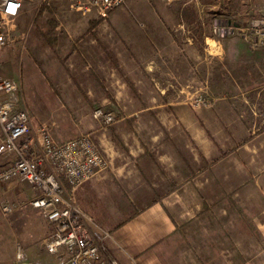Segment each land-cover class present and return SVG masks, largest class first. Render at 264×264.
Returning a JSON list of instances; mask_svg holds the SVG:
<instances>
[{
	"label": "rangeland",
	"instance_id": "rangeland-1",
	"mask_svg": "<svg viewBox=\"0 0 264 264\" xmlns=\"http://www.w3.org/2000/svg\"><path fill=\"white\" fill-rule=\"evenodd\" d=\"M260 13V0H181L174 3L129 0L102 16L95 11L85 14L78 11L74 0H25L16 21V40L3 49L0 74L23 82V97L27 107L29 104L34 122L47 123L57 140L92 133L109 161L107 169L100 174L105 177L104 193L116 198L121 210L110 213L103 208L109 215L108 222L113 223L128 214L122 210L124 203L131 200L126 194L124 179H131L129 183H140L133 170L128 169L133 168L134 136H140L145 147L148 145L142 136H156L158 132L162 135L161 142L173 143L169 133L163 130L162 120L166 122L167 119L159 112L163 111L162 104L170 102L174 94L178 93L175 102L192 109L211 104V89H207L205 81L206 48L213 64L210 88L212 86L219 94L236 91L237 85L230 88L229 78L237 74L238 69L235 62L229 61L231 53L219 57L217 46L235 47L244 38L242 28L248 27ZM228 24L236 29L228 30ZM216 26L221 27L220 32H215ZM205 34L211 37L208 43ZM190 41L199 52L195 59L197 66L193 63L191 83L189 79L181 82L169 77L164 74L166 68H154L153 74L148 75L145 70L148 64L168 62L165 50L173 52ZM260 70L262 77L264 54ZM182 73L188 75L189 69L182 68ZM84 74L87 80L96 79L97 82L81 83L79 78ZM163 77L174 82L166 83ZM166 85L169 87L162 93V87ZM98 108L113 111L116 122L103 125L94 117ZM147 108L149 110L141 111ZM134 111L139 112L127 116ZM119 125L131 126L128 138L121 137L117 131ZM156 139L150 138V141H156L154 145L158 148L161 144ZM153 153L147 150L145 155L155 158ZM185 153L187 157L183 158L192 159L187 150ZM187 166L189 176L193 178V165ZM169 179V174L162 171L157 179L147 182L152 186L156 182V187L164 190ZM16 184L14 189L0 187V205L6 199L22 204L6 216L0 209V264H14L15 239L26 246L22 234L36 239L45 228V217L30 204L31 196L26 190L29 185ZM181 198L189 201L193 210V197ZM242 199L244 197L228 195L210 199L212 205L223 206L226 211L215 208L208 219L203 214L202 223L193 230L197 241L192 238L193 244L190 242L187 230L183 242L171 252L191 249L193 264H264V243L261 244V258L238 260L237 252L246 250L245 244L236 242L246 220L241 219L244 212L232 206L239 200L241 204ZM82 206L85 208L83 203ZM93 217L101 227L109 230L104 221ZM25 261L30 262L28 259L22 262Z\"/></svg>",
	"mask_w": 264,
	"mask_h": 264
},
{
	"label": "crops",
	"instance_id": "crops-1",
	"mask_svg": "<svg viewBox=\"0 0 264 264\" xmlns=\"http://www.w3.org/2000/svg\"><path fill=\"white\" fill-rule=\"evenodd\" d=\"M205 38L207 43L211 39L207 34ZM4 48L0 51L1 59ZM217 49L220 58L231 53L229 61L231 64L235 62L238 71L229 78V84L230 88L237 85V90L219 94L213 91L212 86L210 88L213 64L210 51L206 48L205 81L207 89H211V104L192 109L186 104L175 102L178 93L174 94L170 102L162 104L163 111L159 112L167 119L166 122L162 120L165 127L163 130L169 133L173 143L161 142L162 135L158 132L156 136H142L148 145L145 147L140 136L137 138L134 134L133 168L128 169L133 170L135 179L140 180V183L133 184L129 183L131 179H124L126 194L131 200L124 203L122 210L128 211V214L116 222H108L109 215L103 208L110 213L121 210L116 198L112 199L110 194L104 193L105 177L101 173L78 189L81 205L83 203L97 219L104 221L110 230L106 253L120 264H193L191 249L180 248L176 252H171V249L183 242V235L188 231L190 242L193 244V239L197 241L198 237L193 230L202 223V215L205 214L208 219L215 208L226 211L223 206L212 205L210 199L227 195L244 197L241 204L239 200V203L232 206L244 212L241 219L246 220L236 240L246 245V250L244 248L242 253L237 252L238 260L261 258V244L264 243V76L260 75V64L264 47L255 49L242 38L235 47L229 49L218 45ZM173 50L164 51L168 62L148 64L146 72L152 75L154 68H166L164 74L181 82L189 79L191 83V71L193 63L197 66L195 59L199 57L198 50L191 41ZM182 68L189 69V74L183 75ZM169 77H163L164 82H174ZM79 81L97 82L96 79L87 80L85 74ZM168 87H162L161 92H166ZM170 105L172 107L168 109ZM144 110L149 109L141 111ZM130 127L119 125L117 131L123 138L131 131ZM154 137L161 144L158 148L154 145L156 141H150ZM147 150L149 153L154 152L155 158L145 155ZM184 150L188 151L192 159L183 158L187 157ZM187 164L193 165V178L189 176ZM162 171L169 174V185H164V190L156 187V182H153V186L148 185L147 180L157 179L158 173ZM16 186V183L4 185L12 189ZM27 188L32 197V187L29 185ZM187 195L193 197V210L190 209L192 204L181 198ZM148 196L149 199H146ZM49 233L50 225L46 220L42 234L36 239L32 235L22 234L26 246L15 239L14 264H58V255L49 254L43 244ZM17 244L24 248L29 263L17 260Z\"/></svg>",
	"mask_w": 264,
	"mask_h": 264
},
{
	"label": "built area",
	"instance_id": "built-area-1",
	"mask_svg": "<svg viewBox=\"0 0 264 264\" xmlns=\"http://www.w3.org/2000/svg\"><path fill=\"white\" fill-rule=\"evenodd\" d=\"M82 13L106 15L129 0H74ZM174 3L181 0H162ZM261 13L242 28L244 39L253 48L264 47V0ZM25 0H0V51L16 40L14 32ZM14 8V11H9ZM235 30L233 25H226ZM221 27L216 26L215 32ZM1 65V58H0ZM21 80L0 74V187L27 183L33 189L30 204L50 225L43 244L49 254L58 255V264H120L106 253L110 231L101 227L80 203L78 189L107 169L109 161L92 133L57 140L47 123H36L23 97ZM94 117L103 125L117 120L113 111L98 108ZM22 206L6 199L0 205L3 216ZM17 260L26 254L17 244Z\"/></svg>",
	"mask_w": 264,
	"mask_h": 264
},
{
	"label": "snow or ice",
	"instance_id": "snow-or-ice-1",
	"mask_svg": "<svg viewBox=\"0 0 264 264\" xmlns=\"http://www.w3.org/2000/svg\"><path fill=\"white\" fill-rule=\"evenodd\" d=\"M9 11H14V8H9Z\"/></svg>",
	"mask_w": 264,
	"mask_h": 264
}]
</instances>
